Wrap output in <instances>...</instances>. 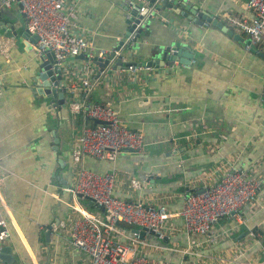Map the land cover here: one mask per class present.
Returning <instances> with one entry per match:
<instances>
[{
	"label": "crops",
	"instance_id": "obj_1",
	"mask_svg": "<svg viewBox=\"0 0 264 264\" xmlns=\"http://www.w3.org/2000/svg\"><path fill=\"white\" fill-rule=\"evenodd\" d=\"M135 1L80 0L77 25L88 41L110 48L125 32V16ZM176 7L179 12L160 8L161 17L147 20L133 50L126 52V60L143 62L155 49L181 44L193 52L188 64L174 61L171 67H148L138 72L135 81L122 83L114 74L105 76L88 97L100 102L109 96L124 123L142 133L147 142L144 152L120 153L113 164L85 158L84 165L98 172L114 170V193L123 198L129 193L119 185L122 175L139 178L148 174L150 183L137 193L170 194L167 209L172 212L182 203L187 180L197 176L214 181L230 165L251 168L261 179L255 201L240 209L244 221L236 223L232 217L218 220L212 230L220 235L215 242L206 245L205 236L182 232L177 217L170 219L173 230L159 243L153 235L144 234L151 245L146 248L147 256L153 260L251 264L264 258V105L255 102L251 90L264 82V57L256 53L264 54V42L251 52L219 28L194 21L201 20L196 17L200 11L227 25L226 14L247 13L242 0H178ZM10 9L12 6L1 12V19L10 22L7 34L0 24V168L5 173L2 193L9 214V237L4 244L11 246L13 255L8 264H83L81 254L64 247L58 232L50 227L67 215L68 193L63 186L69 178V120L74 130L79 118L67 110V116L63 112L56 116L55 110H46L51 107L47 100L33 102L34 54L30 49L29 54L21 51L23 39L12 35L17 21ZM19 15L22 25L19 21L17 31L23 27ZM67 65L74 77L85 73L79 70L80 60L68 58ZM87 68V73L95 70L92 64ZM67 100L64 93L65 109ZM51 129L58 139L56 157L52 156ZM79 202L87 210L96 209L84 199ZM185 248L191 250L183 252Z\"/></svg>",
	"mask_w": 264,
	"mask_h": 264
},
{
	"label": "built area",
	"instance_id": "obj_2",
	"mask_svg": "<svg viewBox=\"0 0 264 264\" xmlns=\"http://www.w3.org/2000/svg\"><path fill=\"white\" fill-rule=\"evenodd\" d=\"M79 1L0 0V11L9 9L14 3L23 17L24 28L35 35V42L30 44L32 53L36 56H43L44 50L52 53V65L60 69L61 83L68 97L66 110L72 117L79 118L78 122L73 120L77 124L74 130L73 122L69 120L71 153L68 185L64 187L68 193L67 215L56 224H51V229L58 232L64 247L81 254L83 264H175L167 258H149L146 248L151 245L129 230L135 225L137 230L143 227L144 234L161 240L173 230L170 219L177 217L182 232L205 236L204 243L211 244L220 238L219 233L212 232L220 218L232 217L236 223L244 221L240 209L255 201L261 179L252 174L251 168H236L233 165L222 171L214 181H204L195 176L184 183L182 203L172 212L167 209V203L172 200L170 194L137 193L150 183L148 174L139 178L122 175L119 185H123L129 193V197L123 198L114 193L117 181L114 170L98 172L87 168L85 158L113 164L118 154L126 149L144 152L147 142L142 133L124 123L109 96L100 102L88 97L97 84L103 83L105 76L114 74L121 83L135 81L138 72L146 67L139 63H127L112 69L117 56L121 62H127V48L124 46L132 43L136 29H132L118 47L96 46L85 38V31L77 25L76 5ZM161 1L153 0L150 5L147 1L143 2L139 11L144 7L147 10L140 19L141 23L145 18L161 17L156 7ZM175 1L178 3V0ZM242 2L247 13L226 14L225 20L228 26L234 27L248 40L242 46L249 50L251 46L264 42V0ZM79 55L83 59H79ZM108 55L110 57L102 68L91 60L94 57L103 60ZM43 58L46 59L45 56ZM67 58L80 60L79 70L85 73L74 77L69 72ZM88 64L94 65L95 70L87 73ZM94 120L99 123L93 124ZM4 175L0 168V185ZM79 199L88 200L96 209L87 210ZM261 205L264 206V199ZM8 217L7 204L0 189V249L9 237ZM176 232L181 231L176 229ZM190 250L185 248L183 252ZM0 264L8 263L0 259ZM235 264L244 262L236 261ZM251 264H264V258Z\"/></svg>",
	"mask_w": 264,
	"mask_h": 264
},
{
	"label": "water",
	"instance_id": "obj_3",
	"mask_svg": "<svg viewBox=\"0 0 264 264\" xmlns=\"http://www.w3.org/2000/svg\"><path fill=\"white\" fill-rule=\"evenodd\" d=\"M147 1L148 5L152 3L153 0H138L135 2H132L128 8L127 15L128 17H125V32L123 35L117 40L116 47L120 46L121 43L124 41L125 37L128 36L129 32L132 29H136V33L134 37L131 40V44H127L124 47L127 48V52H130L133 50L132 46H134L136 42V37L138 36V33L140 32L142 26H144L149 18H145L142 23L140 22V19L143 18L147 8L144 7L142 10L139 11L140 7L143 6V2ZM177 2L175 0H162L161 3L157 4L156 7L158 9L160 8H170L174 10L175 12H179L178 8L176 7ZM194 13L196 10V7L193 8ZM196 17L200 18L201 20H194L197 24H200L202 21L205 23H209L211 26H215L216 28H219L224 34L233 37L234 39L240 40L242 42V45L247 43V39H243V37L240 34H235L233 31L225 24L221 23V21L217 20L216 18H212L211 16L206 15L204 12H197ZM3 19V18H2ZM1 19V11H0V24L2 28L4 29V33H8V24L9 21H5V19ZM16 26L18 29L20 23L17 21ZM12 31V35L14 37H21L23 40L21 42V51L26 52L29 54L30 44L34 43L36 40L35 35L30 34L27 32V30L22 27L19 31L17 30ZM249 51L256 52L257 49L254 46H251ZM259 56L264 57L263 53L256 52ZM43 56L46 57V59L43 58ZM42 54L36 56L33 55L32 59L36 65V71L34 76L31 77V80L33 84L31 85V88L34 87L33 94L42 96L45 98H48L47 101L50 104V108H47L46 110L52 111L55 110L56 116H58L59 112H63L66 114V109L64 107V85L61 83L62 75L60 74V69L57 68L55 65H52L54 63V56L51 52L48 50L43 51ZM110 57V55L106 56L105 59L101 60L98 57L92 58V62L96 64L98 67L102 68L105 66L107 59ZM193 57V52L190 50L185 49L181 44H176V46H169L166 45L162 49H155L152 56L143 62H139V64L144 65L146 68L153 67V68H159L163 66V64L168 65L171 67L173 65L174 61H179L180 63L188 64L189 60ZM79 59H83L82 55L78 56ZM127 63H131L129 61L123 63L120 61V57H115L114 64L111 66L112 69L119 68L121 66H124ZM40 71V72H38ZM263 81V80H262ZM55 86V87H54ZM255 97V102L258 104L261 103L264 105V82H260L256 84V86L251 89ZM52 101V102H51ZM63 117V116H62ZM58 118V117H57ZM99 123V121L94 120L93 124ZM51 134L54 136L53 140V157H56L55 152L58 147V139L55 135V129H51ZM33 138H37V136H34ZM42 139H37V142ZM180 149V148H179ZM125 152L130 153H136L134 150L126 149ZM176 150H173V153H175ZM57 161L59 162V158H57ZM138 226H134V228L129 230V232L137 233V236L139 239H144V232L145 228L140 227L138 229ZM48 232L45 233V235ZM0 259L5 261L6 263H12L13 261V255H12V248L9 244H3L0 249Z\"/></svg>",
	"mask_w": 264,
	"mask_h": 264
},
{
	"label": "rangeland",
	"instance_id": "obj_4",
	"mask_svg": "<svg viewBox=\"0 0 264 264\" xmlns=\"http://www.w3.org/2000/svg\"><path fill=\"white\" fill-rule=\"evenodd\" d=\"M9 9H4V10H2V12H4V11H8ZM11 11H10V13L12 14V18L13 19H15L16 21H20L21 22V25H22V18H21V16L19 15V13L17 12V9L15 8V4L14 3H12V9H10ZM68 59V58H67ZM34 98V97H33ZM35 101H33V102H35V103H37L38 102V104L41 102V101H45V100H47L45 97H42V96H38V95H36L35 96ZM41 100V101H40ZM51 115V114H50ZM51 117H53L52 115H51ZM2 184L3 183H1V185H0V189H1V191L3 192V186H2ZM4 200L6 201V199H5V197H4ZM160 241L159 240H157V243H159Z\"/></svg>",
	"mask_w": 264,
	"mask_h": 264
},
{
	"label": "clouds",
	"instance_id": "obj_5",
	"mask_svg": "<svg viewBox=\"0 0 264 264\" xmlns=\"http://www.w3.org/2000/svg\"><path fill=\"white\" fill-rule=\"evenodd\" d=\"M1 12H2V11H1ZM2 13H3V12H2ZM23 27H24V25H23ZM27 32H28V31H27ZM241 36H243V35H241ZM243 37H244V36H243ZM243 39H246V38H243ZM257 46H258V45H257ZM257 46H256V47H257ZM256 47H255V48H256ZM248 51H249V50H248ZM69 137H70V136H69ZM67 185H68V181H67V183L64 184L63 187H65V186H67ZM63 189H64V188H63ZM64 190H65V189H64ZM65 192H66V191H65ZM85 201H86V200H85ZM86 202H87V204L90 206L89 201L87 200ZM60 220H61V219H60ZM58 221H59V220H58ZM58 221H57V222H58ZM57 222H56V223H57ZM56 223H51V224H56ZM51 224H50V227H51ZM144 239H145V238H144Z\"/></svg>",
	"mask_w": 264,
	"mask_h": 264
}]
</instances>
